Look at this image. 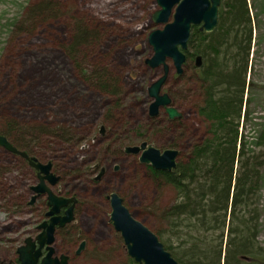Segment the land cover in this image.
Returning <instances> with one entry per match:
<instances>
[{"label":"rangeland","instance_id":"obj_1","mask_svg":"<svg viewBox=\"0 0 264 264\" xmlns=\"http://www.w3.org/2000/svg\"><path fill=\"white\" fill-rule=\"evenodd\" d=\"M248 3L254 28L246 78L250 89L244 96L249 116L248 121L241 120L240 128L246 141L254 144L264 125V0ZM39 4L50 5L52 13L40 18L29 16ZM158 10L156 0H0V125L7 120L22 132L36 128L41 142L54 129L65 132L67 142L57 143L51 137L48 140L54 143L46 142L48 149L41 144L31 150L38 151L39 161L53 162V172L66 179L68 187L63 184L59 190L79 200L75 219L84 230H91L95 237L107 231L111 209L106 197L117 193L137 221L174 249L175 230L165 215L177 201L176 193L170 186L153 185L147 166L139 164L136 156L118 152L141 142L160 151L169 149L164 133H150L146 139L142 136L149 129L148 107L152 100L148 88L161 76V69L151 70L145 65L153 55L148 36L163 28L151 20ZM82 25L89 28L93 39L86 40L75 55L70 49L71 38ZM187 52L192 54L194 50L189 46L185 52L187 63L180 79L168 61L171 72L162 89L181 114L178 120L183 128L179 132L186 141L179 158H185L191 144L205 138L208 128L197 114L201 97L193 72L195 58L188 61ZM98 77L115 82L111 91L95 87ZM244 110L245 106L242 113ZM111 116L118 118L115 126L108 121ZM161 117L159 121L164 124ZM100 127L105 128L104 136H100ZM115 127L125 130L119 136L126 131L137 133L124 137L116 153L111 143L114 136L107 139ZM261 150L264 153V148ZM7 157L6 170L0 177V240H14L16 245V231L30 218L18 210L7 213L8 203L12 204L15 197H29L35 179ZM2 158L0 150V161ZM95 167L107 170L96 185L92 184L97 175L92 171ZM262 171L264 175V168ZM259 193L257 240L264 249V176ZM110 246L116 249V264H131L120 236L116 243L111 240L106 244L107 249Z\"/></svg>","mask_w":264,"mask_h":264},{"label":"trees","instance_id":"obj_2","mask_svg":"<svg viewBox=\"0 0 264 264\" xmlns=\"http://www.w3.org/2000/svg\"><path fill=\"white\" fill-rule=\"evenodd\" d=\"M52 9L50 5L39 4L33 7L29 16L40 18L51 14ZM88 30L83 25L74 30L70 49L75 55L86 40L93 39ZM253 34L248 0H220L216 29L209 34L199 32L198 28L191 31L188 47H192L194 53L187 52V56H201L203 61L200 70L193 67V72L201 97L197 114L208 126L206 136L188 147L185 158H178L172 172L147 168L153 185H168L177 195V201L165 215V220L175 230L177 247L164 246L179 264H264V249L257 240L259 192L264 176V153L261 150L264 148V125L254 144L246 141L240 128L241 120L248 121L249 116V103L244 96L250 89L246 78ZM97 82H94L95 87L105 92L111 91L115 85L109 77L107 80L98 77ZM112 110L114 108L110 114ZM109 119L113 126L119 123L117 117ZM166 121L162 124L159 117L150 120V133H169L177 141L182 134L175 124L180 120ZM37 133L39 136L34 137ZM0 136L17 150L35 158L40 155L37 150H31L35 149L34 145L39 148L46 142L54 143L48 140L51 133L41 142L40 130L31 128L22 132L7 120L0 125ZM121 144L113 142L115 153ZM248 145L261 149L252 150ZM167 146L177 150L174 145ZM44 147L48 149L49 145ZM0 150L4 156L0 161V177L6 170L4 161L9 158L7 156L31 175L33 170L24 160ZM50 163L54 167L53 162ZM55 167L59 169L58 164ZM24 200L23 196L13 198L14 202L8 203L7 213L19 211Z\"/></svg>","mask_w":264,"mask_h":264},{"label":"water","instance_id":"obj_3","mask_svg":"<svg viewBox=\"0 0 264 264\" xmlns=\"http://www.w3.org/2000/svg\"><path fill=\"white\" fill-rule=\"evenodd\" d=\"M159 8L151 20L155 26H163L160 30L151 32L148 36V44L152 48L153 55L145 61L150 69H162V75L148 88V96L152 100L148 108L151 118H156L161 110H164L170 120L179 119L181 114L171 106V100L167 94H162V88L167 82L171 61L178 77L183 74V65L186 61L185 52L190 38L191 29L198 27L200 32L212 33L217 26L220 0H156ZM195 67L202 66V58L195 59ZM103 128L101 129V134ZM0 148L6 152L25 159L29 166L38 173L39 184L32 187L31 191L38 195L47 194L48 204L52 207L47 216L59 213V210L71 204L65 217L51 219L48 228L49 238L55 224L65 225L74 220L73 207L75 198L68 200L58 198L45 186V181L54 186L58 178L51 174V164H42L35 158H30L26 153L18 151L4 137L0 136ZM126 155L139 156L141 165L149 166L154 171L172 172L177 166L179 152L165 150L163 152L143 143L139 148H126ZM118 170V167L114 168ZM105 173L100 169L94 178L98 182ZM35 198H32V201ZM111 206L110 221L116 232L123 238L128 255L136 264H177L167 252L163 244L149 229L133 219L129 211L124 207L123 200L116 194L109 196ZM32 203V202H31Z\"/></svg>","mask_w":264,"mask_h":264},{"label":"flooded vegetation","instance_id":"obj_4","mask_svg":"<svg viewBox=\"0 0 264 264\" xmlns=\"http://www.w3.org/2000/svg\"><path fill=\"white\" fill-rule=\"evenodd\" d=\"M161 114L169 122L173 121L168 118L165 112ZM148 119L152 121L156 118H150L148 114ZM104 135L105 131L103 135L100 134V136ZM109 137L110 135L107 138ZM19 158L28 164L25 159L21 157ZM131 158H135V156H131ZM41 163L43 164L44 162ZM28 167L33 170L31 175L35 179V182L33 186L29 187L30 195L29 197L26 196V198H24L25 203L23 204V207L19 209V214L20 212L25 213L30 219L25 224L21 225L16 231V245H14V240H0V264H116V249L113 250L111 246L109 249L106 247V244H111V240L116 243L118 236H120V234L115 231L113 224L110 221L111 213L105 224V230L107 231L104 234H101V236L95 237V234L91 230H84L80 225L81 223L77 222L75 219L77 210L80 206L79 200L75 197L65 195L59 190L60 186H62L67 181L62 176L55 174L52 169L51 174L56 176L58 181L54 186H51L45 181V186L53 193V195L57 196L58 198L65 200L75 198L76 203L73 207L74 220L71 223H67L62 226L57 222L54 226L52 236L49 238L48 228L50 226L51 219H60L65 217L66 212L71 204L62 207L58 214L50 217L47 216V214L52 209V207L48 204V196L47 194L37 196L31 191L32 187H35L39 184V178L37 171L32 169L29 164ZM98 169L102 168L95 167L92 171H94L95 174H98L100 171ZM106 171L107 170L105 169L104 175L98 182L94 181V178L97 175L93 177L92 184H99L105 176ZM114 171L117 170L114 169ZM64 185L65 188L68 187V183ZM111 194L112 193L106 197L107 201L109 202V206V196ZM33 197L35 199L32 201ZM133 219L135 218L133 217ZM142 225L145 226L144 224ZM120 238L123 242V238L121 236ZM72 248L73 250H71ZM128 257L131 264H136L129 255Z\"/></svg>","mask_w":264,"mask_h":264},{"label":"bare ground","instance_id":"obj_5","mask_svg":"<svg viewBox=\"0 0 264 264\" xmlns=\"http://www.w3.org/2000/svg\"><path fill=\"white\" fill-rule=\"evenodd\" d=\"M197 57H201V56H197ZM196 58V57H195ZM193 58L192 57H190L189 58V60L188 61H190V60H192ZM185 63H187V61H185ZM195 68V67H194ZM195 69H197V70H200V68H195ZM183 75V74H182ZM182 75L180 76V77H178V79H180L181 77H182ZM167 80H168V78H167ZM175 108V107H174ZM176 110V109H175ZM161 118H164L163 120H162V122L163 123H166L167 121H166V118L165 117H161ZM202 119V118H201ZM149 120V119H148ZM174 120H178V119H174ZM173 120V121H174ZM203 120V119H202ZM150 121V120H149ZM161 121V120H160ZM204 121V120H203ZM205 122V121H204ZM206 123V122H205ZM177 127H179L180 129H182L183 128V126H182V124H180V121H178L176 124H175ZM176 126H172V127H176ZM103 128V133H104V131H105V128L104 127H100V131H99V133L101 134V129ZM125 130H120V131H118V128H117V130H116V128L114 129V130H112V131H110L109 133H110V137L109 138H107V139H111L113 136V138H112V140H111V143L112 142H114V141H117V142H121L122 143V139L124 138V137H130V136H133V134H134V136H135V134H137L136 132H130V131H126L125 132V134H124V136H119V133H122L123 134V132H124ZM144 131V130H143ZM183 131V130H182ZM113 132V133H112ZM150 132H151V130H150V128L148 129V130H146V134H144V135H142L144 138L143 139H146V138H149V135H150ZM103 133H102V135H103ZM51 135H52V137H53V140L55 141V142H67L66 140H64L65 139V136H66V134H65V132L63 131V130H61V129H54L53 130V132H51ZM182 135H179L178 136V140L177 141H175L174 139H173V137L174 136H171L169 133L166 135V134H164V136H163V140H165L167 143H168V145H174L176 148H177V150L179 151V150H181L182 148H184V142L186 141V139H184V136H182ZM136 137H138V136H136ZM131 138V137H130ZM205 139V138H204ZM201 142V141H200ZM143 143H146L147 145H150V144H148L147 142H141L140 143V145H134V146H125L123 149H121L120 148V150L118 151L119 152V154H122V155H125V156H129V157H131V156H133V155H126L125 153H124V151H125V149L126 148H131V147H140ZM151 146V145H150ZM168 186V185H167ZM172 188V187H171ZM162 244L163 245H165V243H163L162 242ZM169 252V251H168ZM169 254L171 255V257H172V259L177 263V264H179L177 261H176V259L173 257V255L169 252Z\"/></svg>","mask_w":264,"mask_h":264}]
</instances>
